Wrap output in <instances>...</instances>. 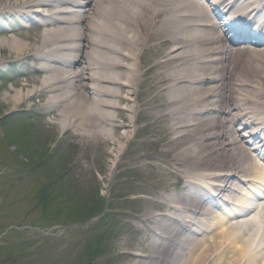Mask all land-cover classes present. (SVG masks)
Masks as SVG:
<instances>
[{"label": "bare ground", "instance_id": "1", "mask_svg": "<svg viewBox=\"0 0 264 264\" xmlns=\"http://www.w3.org/2000/svg\"><path fill=\"white\" fill-rule=\"evenodd\" d=\"M62 1L70 7L0 0V69L12 67L5 105L29 119L56 111L53 123L88 140L85 153L91 141L102 147L110 170L146 172L143 206L127 223L142 237L114 261L264 264V197L242 225L215 214L243 177L264 180L250 145L264 150V0ZM254 1L256 18L245 19ZM212 5L236 23L237 45ZM99 235L91 264L110 254Z\"/></svg>", "mask_w": 264, "mask_h": 264}, {"label": "rangeland", "instance_id": "2", "mask_svg": "<svg viewBox=\"0 0 264 264\" xmlns=\"http://www.w3.org/2000/svg\"><path fill=\"white\" fill-rule=\"evenodd\" d=\"M11 69H0V264H91L101 233L110 254L97 264H124L114 257L124 242L142 237L127 223L143 206L136 200L146 196L137 193L150 182L146 172L127 164L110 170L102 147L91 141L85 153L88 140L53 123L56 111L8 115L12 84L2 76Z\"/></svg>", "mask_w": 264, "mask_h": 264}]
</instances>
